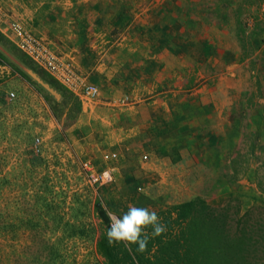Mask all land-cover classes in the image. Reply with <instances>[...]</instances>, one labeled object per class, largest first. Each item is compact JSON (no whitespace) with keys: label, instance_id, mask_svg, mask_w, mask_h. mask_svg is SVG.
<instances>
[{"label":"crops","instance_id":"crops-1","mask_svg":"<svg viewBox=\"0 0 264 264\" xmlns=\"http://www.w3.org/2000/svg\"><path fill=\"white\" fill-rule=\"evenodd\" d=\"M0 5L8 19L19 21L98 86L92 98L73 91L82 110L70 127L83 135L77 148L95 156L99 169L112 166L113 181L138 183L146 201L163 207L206 196L205 182L222 176L230 145L239 144L229 142L233 130L237 135L231 89L244 60L233 34H214L211 24L198 30L199 21L184 13L191 11L183 10L181 0H0ZM126 95L132 100L120 103ZM111 152L118 155L109 157ZM227 190L212 202L245 195ZM248 197L261 199L258 191Z\"/></svg>","mask_w":264,"mask_h":264},{"label":"rangeland","instance_id":"rangeland-1","mask_svg":"<svg viewBox=\"0 0 264 264\" xmlns=\"http://www.w3.org/2000/svg\"><path fill=\"white\" fill-rule=\"evenodd\" d=\"M181 3L184 11H191L184 13L199 21L198 30L211 24L213 33L233 34L240 55L242 45L249 52L239 63L240 80L231 89V121L237 135L233 130L229 142L239 144L230 145L227 170L217 181L205 182L206 196L201 197L215 206L236 197L242 202L241 213L251 206H264V0ZM239 31H243L242 40ZM0 35V54L7 65L0 68V264H104L96 240L102 226L96 199L112 216H122L130 206L150 211L163 206L146 201L138 183L88 180L81 160L92 158L97 169L101 162L77 148L83 135L66 126L68 108L57 118L44 95L57 100L62 96L29 68L25 60L30 58L13 40L1 31ZM26 68L35 75L24 70L34 84L17 70ZM10 91L13 99L8 97ZM37 138L41 143L35 148ZM225 187L245 195L212 202ZM256 191L261 197L258 201L248 197Z\"/></svg>","mask_w":264,"mask_h":264},{"label":"trees","instance_id":"trees-1","mask_svg":"<svg viewBox=\"0 0 264 264\" xmlns=\"http://www.w3.org/2000/svg\"><path fill=\"white\" fill-rule=\"evenodd\" d=\"M241 34L243 31L238 34L239 40L243 39ZM255 37L251 35L253 42L257 43ZM242 46V58H245L249 52ZM21 58L25 60L26 57L24 55ZM0 59H3L1 54ZM25 61L29 68L62 96L61 101L49 94L44 95L52 104L56 117L60 118L68 108L67 117L70 121L66 126L75 123L82 110L81 98L35 62L34 65L32 60L26 58ZM17 70L34 84L27 73ZM36 88L39 91L41 89L39 86ZM254 199L257 200L256 197ZM233 200L237 204H233ZM94 203L102 222L96 240L104 264H264V206H251L241 213L242 202L236 197L224 205L215 206L201 196L167 205L155 212L167 225L168 231L151 240L147 252L140 254L133 245L132 254H129L122 244L109 246L106 233L110 227V215L100 200L96 199ZM74 234L70 233V236Z\"/></svg>","mask_w":264,"mask_h":264},{"label":"built area","instance_id":"built-area-1","mask_svg":"<svg viewBox=\"0 0 264 264\" xmlns=\"http://www.w3.org/2000/svg\"><path fill=\"white\" fill-rule=\"evenodd\" d=\"M0 31L9 35L16 46L35 63L41 66L46 72L52 75L62 85L69 90L80 92L84 98L97 96L98 86L87 80V76L75 70L70 60H65L61 55L51 50L44 41L27 31L19 21L8 19L7 13L0 5ZM0 68L6 69L7 65L0 59ZM8 97L13 99L14 92L10 91ZM132 99L126 95L119 99L122 104L130 102ZM36 147L41 143V139H36ZM117 152H111L109 157L117 156ZM81 167L91 183L105 184L114 179L112 166L97 169L89 159L81 160ZM112 215H110L111 217Z\"/></svg>","mask_w":264,"mask_h":264},{"label":"clouds","instance_id":"clouds-1","mask_svg":"<svg viewBox=\"0 0 264 264\" xmlns=\"http://www.w3.org/2000/svg\"><path fill=\"white\" fill-rule=\"evenodd\" d=\"M109 219L110 227L106 233L109 246L122 244L129 254H132L133 245L136 252H147L149 242L168 231L162 218L145 207L130 206L122 216H111ZM132 259L135 260L134 255Z\"/></svg>","mask_w":264,"mask_h":264}]
</instances>
